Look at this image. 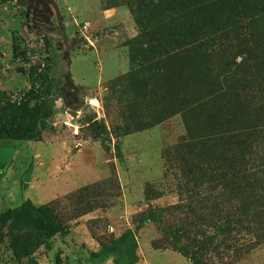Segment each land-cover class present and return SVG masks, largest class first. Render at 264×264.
Wrapping results in <instances>:
<instances>
[{
    "label": "rangeland",
    "instance_id": "1",
    "mask_svg": "<svg viewBox=\"0 0 264 264\" xmlns=\"http://www.w3.org/2000/svg\"><path fill=\"white\" fill-rule=\"evenodd\" d=\"M129 2L0 0V94L49 85L53 111L0 137V264H264V12L175 16L160 44Z\"/></svg>",
    "mask_w": 264,
    "mask_h": 264
},
{
    "label": "trees",
    "instance_id": "2",
    "mask_svg": "<svg viewBox=\"0 0 264 264\" xmlns=\"http://www.w3.org/2000/svg\"><path fill=\"white\" fill-rule=\"evenodd\" d=\"M122 2L125 0H121ZM131 1V0H128ZM134 3L127 4L129 10L134 16L135 22L140 29L141 37L155 38L160 44H166L173 41V37H180L183 31L175 30L173 20L175 16L187 17L196 11L203 10L211 14L217 15L211 20L217 24L222 23L223 19L227 20L236 17L240 13H246L242 17L253 19L264 12V0H134ZM178 18V17H177ZM184 18V19H185ZM172 37V39H171ZM181 45L178 41L176 42ZM160 57L174 58L185 54L182 47L176 48L175 52H165L164 47L160 46ZM178 51V52H177ZM43 98L34 104L29 101L14 103L8 100L4 94H0V137H7L15 141H30L38 136L46 129L48 121L53 116L51 100L49 98L51 89L49 85L44 87ZM216 92H211L207 98H214ZM176 99L172 112L177 111L180 102L185 99L186 93L181 90L173 92ZM169 92L163 91V99L167 97ZM172 95V94H171ZM165 98V100H167ZM166 106L161 104V113L163 115L157 118L159 122L166 114ZM140 128L149 127L150 124H137ZM30 210L31 209V206ZM40 216L42 222V236L56 233V229L50 223L48 216L43 209L35 210ZM9 219V213H0V242L3 224ZM14 248L17 247L15 240L12 242Z\"/></svg>",
    "mask_w": 264,
    "mask_h": 264
},
{
    "label": "water",
    "instance_id": "3",
    "mask_svg": "<svg viewBox=\"0 0 264 264\" xmlns=\"http://www.w3.org/2000/svg\"><path fill=\"white\" fill-rule=\"evenodd\" d=\"M75 90H76V88L74 87V85L68 81L67 82V90L63 92L65 101L68 104H74L76 102V100L72 96V92H74Z\"/></svg>",
    "mask_w": 264,
    "mask_h": 264
}]
</instances>
